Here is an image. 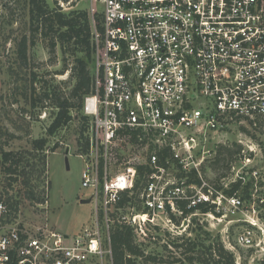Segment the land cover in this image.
<instances>
[{"label":"built area","instance_id":"1","mask_svg":"<svg viewBox=\"0 0 264 264\" xmlns=\"http://www.w3.org/2000/svg\"><path fill=\"white\" fill-rule=\"evenodd\" d=\"M91 1L103 5V18L92 21L94 90L83 103L89 147L78 155L94 221L67 236L25 223L0 200V264H114L115 225L146 239L151 227L171 230L181 203L217 215L224 203L232 213L242 206L201 172L217 135L264 118V0ZM192 173L200 186L187 183ZM136 194L141 210L120 205ZM237 241L252 248L255 234L245 230Z\"/></svg>","mask_w":264,"mask_h":264},{"label":"rangeland","instance_id":"2","mask_svg":"<svg viewBox=\"0 0 264 264\" xmlns=\"http://www.w3.org/2000/svg\"><path fill=\"white\" fill-rule=\"evenodd\" d=\"M27 2L28 0H0V140L6 144V151L20 152H34L35 140L48 141L47 171L41 177V180L45 181V187L42 186L41 189H45L47 201L35 205L22 200L23 197L18 198L21 201L19 212H22V220L27 224L48 225L63 235L74 236L94 221V205L82 203L83 200L91 198V191L83 187L82 173L85 161L78 155L83 125L80 118L84 113L83 109L81 112L74 111V120L68 127L48 136L47 129L53 122L55 112L43 107L47 105L41 104L42 108L31 107L28 100L31 70L36 68L42 80L51 81V84L52 79L56 83L68 81L70 72L64 69L65 63L61 53L51 55L47 43L41 39L36 40L35 45L30 47L28 68L19 67L16 54L17 38L29 35L30 16ZM47 2L54 7V0ZM59 8L65 13L73 10L87 12L91 27L93 16L97 26H100L103 18V5L91 0H79L74 6L65 4L64 7L60 2ZM67 62H71L70 55ZM57 73L63 75H55ZM212 144L215 153L219 144H238L242 147L241 154L235 157L230 171H220L227 174L226 179L220 181L224 191L230 190L229 184L243 178V186L247 187L249 195L244 194V188L237 191L236 195L242 201L241 208L232 213L224 203L221 212L224 215H217L215 208L208 213L187 215L172 211L170 215L173 225L170 231L151 227L146 239L134 233L136 242L147 254L158 255L164 264H185L184 256L175 247L182 237L197 242L205 240L206 243L210 240H220L226 249L235 255L236 264H264V236L261 230L253 225L264 227V118L254 122L238 121L226 132L217 135V140L210 143L211 147ZM55 148L57 149L53 152ZM215 153L201 172L204 181L213 191L220 188L218 174L211 168ZM178 174L173 172V177L177 176L179 179ZM0 185V200L6 201L8 196L4 187L7 188L8 182L4 177H1ZM13 188L14 191L7 190L9 196H15L16 189L22 196L24 189L21 185H14ZM135 196L136 199L131 204L141 210L142 205L137 194ZM245 230H251L255 234L256 243L252 248H244L237 241L238 234Z\"/></svg>","mask_w":264,"mask_h":264},{"label":"trees","instance_id":"3","mask_svg":"<svg viewBox=\"0 0 264 264\" xmlns=\"http://www.w3.org/2000/svg\"><path fill=\"white\" fill-rule=\"evenodd\" d=\"M79 0H54V7H51L47 0H28L29 6V35H23L17 38V60L20 68H28L29 50L31 45H35L36 40L47 43V48L51 55L61 53L64 59V69L70 72L68 81L56 83L52 79L50 82L42 80V76L35 70L30 71V94L28 100L32 108H38L42 105L45 109L53 110V122L47 129L48 136H53L59 130L68 127L74 120V111L83 109V103L87 96L94 90V58L92 44V27L89 15L85 11L73 10L69 13L63 12L60 2L70 3L71 6ZM58 4V6H57ZM70 55L71 62H67ZM71 66V67H70ZM55 75H63L57 73ZM56 83V84H55ZM70 87V88H69ZM68 89V90H67ZM81 136L79 139V153H86L89 147V137L86 133L89 131L90 119L82 115ZM1 132V130H0ZM13 137V136H11ZM46 139L35 140L33 142V151H6L5 145L0 140V181L4 177L8 182L4 192L7 204L17 213L22 200L30 201L31 204H44L45 199V181L41 177L47 171ZM57 148L53 150L56 151ZM242 147L238 144L223 145L216 147V153L211 168L218 174V182L226 179L224 173L220 171H230L232 163L236 156L241 154ZM143 169L142 167L140 168ZM179 178H185L183 173L178 174ZM187 183L201 185L196 173L189 175ZM137 183L136 188L138 187ZM221 182L219 183L220 186ZM14 185H21L24 191L21 194L16 189V195L9 196L8 189H14ZM230 190L224 191L223 186L219 190L225 193L234 194L242 188L243 178L229 184ZM1 188V185H0ZM14 191V190H13ZM244 194L249 195L248 190ZM136 196L128 198L127 196L120 202V205L127 204L128 201L134 203ZM179 210L187 215L195 210H201L202 213L212 211L211 206H200L197 209L188 210L187 204L181 203ZM209 235V234H207ZM176 250L184 256L185 264H236V258L233 253L226 249L223 242L213 240L205 242L185 240L180 238L175 244ZM112 250L114 264H164L158 255L147 254L141 248L135 238L133 230L128 226L115 225L112 230Z\"/></svg>","mask_w":264,"mask_h":264},{"label":"water","instance_id":"4","mask_svg":"<svg viewBox=\"0 0 264 264\" xmlns=\"http://www.w3.org/2000/svg\"><path fill=\"white\" fill-rule=\"evenodd\" d=\"M68 154H69V149H67V151H66V155H68ZM91 200H92V199H89V200H83L82 203H83V204H90V203H91Z\"/></svg>","mask_w":264,"mask_h":264}]
</instances>
